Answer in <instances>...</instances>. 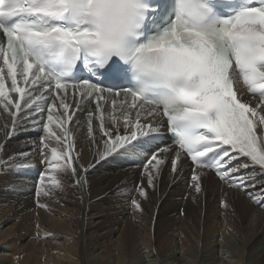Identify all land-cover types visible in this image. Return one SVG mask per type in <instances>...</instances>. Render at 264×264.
I'll use <instances>...</instances> for the list:
<instances>
[{"label": "bare ground", "instance_id": "1", "mask_svg": "<svg viewBox=\"0 0 264 264\" xmlns=\"http://www.w3.org/2000/svg\"><path fill=\"white\" fill-rule=\"evenodd\" d=\"M34 90L0 97V264H264L263 172L113 153L126 126L81 107L64 128Z\"/></svg>", "mask_w": 264, "mask_h": 264}, {"label": "rangeland", "instance_id": "2", "mask_svg": "<svg viewBox=\"0 0 264 264\" xmlns=\"http://www.w3.org/2000/svg\"><path fill=\"white\" fill-rule=\"evenodd\" d=\"M152 255V254H151Z\"/></svg>", "mask_w": 264, "mask_h": 264}]
</instances>
